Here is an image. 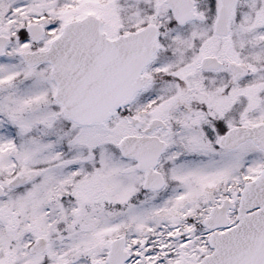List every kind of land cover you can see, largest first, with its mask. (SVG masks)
<instances>
[{
    "label": "snow or ice",
    "instance_id": "obj_1",
    "mask_svg": "<svg viewBox=\"0 0 264 264\" xmlns=\"http://www.w3.org/2000/svg\"><path fill=\"white\" fill-rule=\"evenodd\" d=\"M0 264H264V0H0Z\"/></svg>",
    "mask_w": 264,
    "mask_h": 264
}]
</instances>
